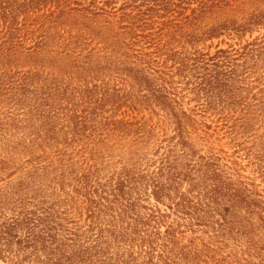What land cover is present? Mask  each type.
<instances>
[{
    "label": "rangeland",
    "instance_id": "1",
    "mask_svg": "<svg viewBox=\"0 0 264 264\" xmlns=\"http://www.w3.org/2000/svg\"><path fill=\"white\" fill-rule=\"evenodd\" d=\"M0 264H264V0H0Z\"/></svg>",
    "mask_w": 264,
    "mask_h": 264
},
{
    "label": "trees",
    "instance_id": "2",
    "mask_svg": "<svg viewBox=\"0 0 264 264\" xmlns=\"http://www.w3.org/2000/svg\"><path fill=\"white\" fill-rule=\"evenodd\" d=\"M30 218H27V219H23L22 221L25 223V224H28V220H29ZM5 231V230H4ZM29 235H33V232L32 233H29ZM34 236V235H33ZM33 238V237H32Z\"/></svg>",
    "mask_w": 264,
    "mask_h": 264
}]
</instances>
